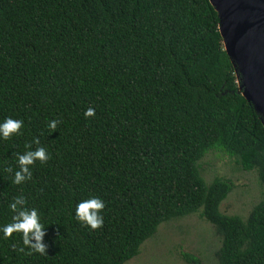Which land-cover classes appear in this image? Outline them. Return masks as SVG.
Instances as JSON below:
<instances>
[{"label": "trees", "instance_id": "16d2710c", "mask_svg": "<svg viewBox=\"0 0 264 264\" xmlns=\"http://www.w3.org/2000/svg\"><path fill=\"white\" fill-rule=\"evenodd\" d=\"M5 117L22 125L0 139V226L22 196L47 248L29 252L20 233L0 232V264H124L162 222L197 211L221 236L219 264H264V198L245 218L224 213L233 181L207 183L199 169L220 150L264 185V124L210 0H0ZM37 147L49 159L14 184L17 155ZM93 196L104 201L95 230L74 218Z\"/></svg>", "mask_w": 264, "mask_h": 264}, {"label": "rangeland", "instance_id": "374dc122", "mask_svg": "<svg viewBox=\"0 0 264 264\" xmlns=\"http://www.w3.org/2000/svg\"><path fill=\"white\" fill-rule=\"evenodd\" d=\"M238 79L240 82L239 76ZM199 169L207 183L217 177L233 181L234 188L220 205L224 213L245 218L264 198V185L257 171L243 170L235 157L223 151L210 150L199 161ZM220 246L221 236L214 225L197 211L162 222L156 233L142 244L140 253L124 264H191L184 260L183 252L192 253L201 264H219Z\"/></svg>", "mask_w": 264, "mask_h": 264}, {"label": "water", "instance_id": "95a60500", "mask_svg": "<svg viewBox=\"0 0 264 264\" xmlns=\"http://www.w3.org/2000/svg\"><path fill=\"white\" fill-rule=\"evenodd\" d=\"M240 89L264 124V0H210Z\"/></svg>", "mask_w": 264, "mask_h": 264}, {"label": "clouds", "instance_id": "9594fccd", "mask_svg": "<svg viewBox=\"0 0 264 264\" xmlns=\"http://www.w3.org/2000/svg\"><path fill=\"white\" fill-rule=\"evenodd\" d=\"M94 109L91 107L86 109L84 116L93 115ZM58 121L52 120L48 122L47 127L55 131ZM22 125V121L19 119H12L5 117L0 122V139H8L12 134L18 133ZM33 143L38 144L39 141L34 139ZM25 148H30L29 145H25ZM49 159V154L46 153L43 147H37L35 150H27L23 154L17 155L18 170L13 174V183L21 184L25 180L31 179V171L29 165L34 161L39 160L45 162ZM11 171V169H6ZM25 199L22 196L15 197L12 202L9 203L8 208L13 213L11 222L3 226H0V232L3 233V238H8L13 232L21 234L22 243L27 247L29 252L35 251L40 254L46 253L47 244L44 241L45 227L40 223V217L36 208L25 207ZM104 208V201L99 197H90L86 200H81L75 205L74 218L82 225L90 227L95 230L102 226L103 218L101 215V209ZM19 251H25V248H20Z\"/></svg>", "mask_w": 264, "mask_h": 264}]
</instances>
